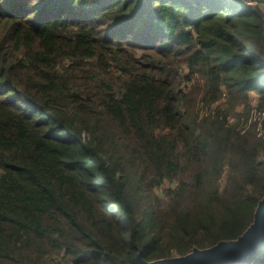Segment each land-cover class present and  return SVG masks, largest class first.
Here are the masks:
<instances>
[{"label": "trees", "instance_id": "obj_1", "mask_svg": "<svg viewBox=\"0 0 264 264\" xmlns=\"http://www.w3.org/2000/svg\"><path fill=\"white\" fill-rule=\"evenodd\" d=\"M252 93L264 113L245 0H0V264L237 239L264 196Z\"/></svg>", "mask_w": 264, "mask_h": 264}, {"label": "water", "instance_id": "obj_2", "mask_svg": "<svg viewBox=\"0 0 264 264\" xmlns=\"http://www.w3.org/2000/svg\"><path fill=\"white\" fill-rule=\"evenodd\" d=\"M264 245V196L258 202L249 227L235 240L220 241L207 249L193 248L185 256L164 258L152 262L137 254L138 264H240Z\"/></svg>", "mask_w": 264, "mask_h": 264}, {"label": "rangeland", "instance_id": "obj_3", "mask_svg": "<svg viewBox=\"0 0 264 264\" xmlns=\"http://www.w3.org/2000/svg\"><path fill=\"white\" fill-rule=\"evenodd\" d=\"M254 6H258L263 12H264V0L263 1H256L255 3H253ZM253 97V101L255 100L254 96L255 94H251ZM252 101V102H253ZM256 101V100H255ZM253 106H257V101L256 104ZM252 106V107H253ZM241 109H238V111H236L237 113L241 112ZM236 113V114H237ZM235 113L230 114V120L231 123H235L238 119V115H236ZM168 187H174V184L168 182L166 183L163 188L156 190L157 194L159 195L160 198H162L164 196V190ZM173 257H177V255L174 253ZM251 258L249 260H246L247 264H264V246L263 247H259V249H257V252H255L252 256H250ZM245 262V261H244ZM241 264V263H240Z\"/></svg>", "mask_w": 264, "mask_h": 264}, {"label": "built area", "instance_id": "obj_4", "mask_svg": "<svg viewBox=\"0 0 264 264\" xmlns=\"http://www.w3.org/2000/svg\"><path fill=\"white\" fill-rule=\"evenodd\" d=\"M255 104L256 101L254 100L252 106ZM250 123H256L257 135L264 139V113L259 111L256 106H253L250 111L249 124Z\"/></svg>", "mask_w": 264, "mask_h": 264}, {"label": "crops", "instance_id": "obj_5", "mask_svg": "<svg viewBox=\"0 0 264 264\" xmlns=\"http://www.w3.org/2000/svg\"><path fill=\"white\" fill-rule=\"evenodd\" d=\"M245 1H247L248 4H253L256 1H263V0H245Z\"/></svg>", "mask_w": 264, "mask_h": 264}]
</instances>
